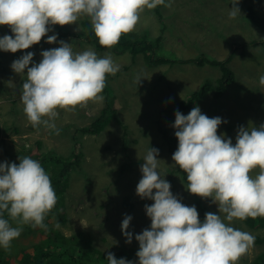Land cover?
<instances>
[{
  "label": "rangeland",
  "instance_id": "rangeland-1",
  "mask_svg": "<svg viewBox=\"0 0 264 264\" xmlns=\"http://www.w3.org/2000/svg\"><path fill=\"white\" fill-rule=\"evenodd\" d=\"M247 4L240 2L237 7L240 8L241 16L229 19V11L233 7L231 0H174L171 8L160 6L158 9L146 10L137 30L132 32L143 34L148 40L161 37L158 54L178 56L180 59L203 52L224 58L232 47L227 43L229 41L234 43L235 40H256L259 43L246 49L248 53L245 55L240 54V50L234 54L231 66L236 71L237 83L233 84L226 95L216 98L209 92L195 105L209 118L220 117L222 121H227L219 126L218 134H225L226 138H231L233 144L240 126L259 128L264 124V85L259 83V77L264 75V32L242 18L247 15L249 6L264 15V0H248ZM217 13L220 19L213 17ZM85 18L88 17H81L78 24L60 26L71 30L72 34L61 35L50 31L48 35H57L55 43H47L45 36L39 44L27 50L14 54L0 51V163L19 161L21 152H24L23 147L32 148L35 154L53 151L56 155L65 156H70L75 148L82 147L85 153L82 167L73 171L70 187L64 195L69 221L59 224L58 229L68 236L84 232L85 238L91 240L104 253L114 252L122 244L136 247L139 242L135 236L145 229L150 230L151 219L146 214L145 205L150 206L154 201L141 199L136 194V187L142 178L140 168L144 163L143 158L151 147L159 150L157 158L162 161L158 171L171 184L173 195L186 206H195L201 222L205 218L204 210L219 215L218 205L213 204L210 199H201L186 189L187 177L172 160L174 152L169 150L170 145L164 141L159 126L162 125L175 135L176 129L172 127L176 113L174 108L199 88L206 77L221 76V69L195 64L150 66L145 62L142 53L133 57L129 51L118 52L119 46L107 48L105 51L99 50L84 38L81 21ZM224 26L226 29L221 34ZM78 27L80 31L75 30ZM229 27H235V30H230ZM4 35H13L8 26H0V38ZM61 40L71 43L74 52L92 48L101 57L111 53L114 61L120 65V71L114 76L109 75L107 80L110 79L109 84L114 90V104L123 124L114 120L100 134H77L76 129L90 124L105 106L104 90V100L100 104L89 103L87 107H78L75 111L58 110L59 116L55 123L60 129L59 135L44 126L33 128L28 122L20 100L27 70L24 74H17L12 70L11 64L27 52L35 54L33 63H39L42 59L41 52L59 47ZM139 73H143L147 79H142L137 85L134 81ZM164 109H171L167 112L169 116ZM190 111L181 113L187 115ZM157 119H161V125L156 123ZM73 134H77L80 139L76 140L77 135ZM38 141L41 143L38 144ZM75 142L82 143V146L74 147ZM154 142L158 143V148L152 144ZM177 147L178 145L176 149ZM126 166L127 174L121 181V172ZM168 169L171 170L167 172ZM258 171L254 170L252 174L255 176ZM127 194H131L136 203L135 207L118 204L122 197L127 198ZM110 198L117 205L115 209L106 211L101 208L100 203L106 204L104 199ZM55 213L56 209H52L46 216L44 223L47 229H33L30 224L23 225L20 237L13 241V247L7 256L9 259L5 258L4 261L11 264H37L35 248L39 247L46 254V248L40 245L51 239L49 227L57 224ZM126 215L132 217L128 229L133 234L130 244L126 243L121 231ZM237 221L239 220L231 222V226L255 236L253 249L240 259L239 264H252L258 254L264 252V227L251 228L243 221H240L242 226L239 227ZM258 237L263 240L258 241ZM25 252L31 254L26 263Z\"/></svg>",
  "mask_w": 264,
  "mask_h": 264
},
{
  "label": "clouds",
  "instance_id": "clouds-1",
  "mask_svg": "<svg viewBox=\"0 0 264 264\" xmlns=\"http://www.w3.org/2000/svg\"><path fill=\"white\" fill-rule=\"evenodd\" d=\"M173 3L174 0H0V26H8L13 34L0 38V51L14 54L27 50L45 36L47 43H55L57 35H48L51 26L78 24L84 16L90 18L99 45L110 49L123 35L137 30L146 10L171 8ZM231 3L229 19L241 16L237 7L240 0ZM34 55L27 52L11 64L17 74L27 70L20 95L23 111L33 128L44 126L57 135L58 110L75 111L89 103H102L107 77L120 71L111 53L101 57L92 48L74 52L71 43L63 40L59 47L42 51L39 63H33ZM142 79L147 78L139 73L134 82L139 85ZM259 83L264 85V75L259 77ZM222 123L227 121L209 118L196 106L187 115L177 111L172 126L178 140L172 160L186 173V189L218 205L219 215L207 212L203 222L196 207L181 203L158 171L162 161L157 158L159 150L151 147L144 156L136 194L154 203L145 205L150 230L135 236L139 242L138 264H239L253 249L255 236L234 228L231 222L264 217V124L259 128L240 126L233 144L231 138L218 134ZM57 199L50 175L37 159L24 156L18 164L0 163V248L10 251L23 225L47 229L44 220ZM111 200L104 199L106 204L100 203L101 208L115 209L117 204ZM131 220L126 215L121 224L129 244L133 239L128 231ZM55 226L60 227L59 223ZM107 261L134 264L125 258L117 259L111 252Z\"/></svg>",
  "mask_w": 264,
  "mask_h": 264
},
{
  "label": "trees",
  "instance_id": "trees-1",
  "mask_svg": "<svg viewBox=\"0 0 264 264\" xmlns=\"http://www.w3.org/2000/svg\"><path fill=\"white\" fill-rule=\"evenodd\" d=\"M243 4H247L248 0H240ZM248 5V4H247ZM160 6H157V9ZM215 19H220L219 13L217 15H213ZM243 19L248 20L250 24L256 25L260 28V31L264 32V15L257 13L253 6H249L247 8V15L242 16ZM81 26L83 28L84 38L88 43L95 45L99 50L104 49L103 46H100L98 43V39L95 37L94 32L92 30L90 18H85L81 21ZM52 31L57 34L67 35L72 34L71 30L63 29L59 25L51 26ZM230 28V27H229ZM226 26H224L221 34L224 33ZM230 30H235L230 28ZM86 33V34H85ZM161 37H158L155 40L148 38L143 34L130 33L127 35H123L116 46H119L120 53L131 52L133 57L138 56L140 53L144 55L145 62L150 66H161V65H170L174 66L176 64H195L198 66H212L219 67L222 71V75L213 78L206 77L203 80L202 85L192 91L186 98L182 99L179 102V105L174 108V111L184 112L186 110H191L195 107L196 103L208 95L209 92H214V96L216 98H222L226 92L230 89L231 85L236 82V71L231 66V62L233 60L234 54L236 51L240 50L242 55L247 54L246 49L251 48L250 46L259 44L256 40L252 41H237L235 40V44L232 41L227 43L231 44V50L226 57L218 58L207 54L206 52L200 53L196 56H191L190 58H179L178 56H165L162 54H158L157 49L161 43ZM264 43V37L263 41ZM162 81V80H159ZM107 85V84H106ZM106 94L105 106L102 108L101 112L96 116V118L88 125L81 126L76 129L77 134L81 133V136L86 134H100L114 121L117 120L121 124L123 121L120 119L118 114V109L115 107L113 93L114 90L109 84L108 87L104 89ZM171 110V109H170ZM168 109H164V112L167 114ZM156 123L161 125V119H157ZM161 130L164 141L170 145L169 150L171 152L176 151V145H178V140L175 135L170 133V131L163 127L159 126ZM77 134H73L76 136ZM79 140L78 135L75 138ZM41 141H38V144ZM159 147L158 143H152ZM82 146V143L75 142L74 147ZM23 151L20 154V158L24 156H30L33 159H37L42 167L45 169L47 173H49L52 186L55 189L57 195V204L53 209H56V222L59 224H66L69 221V217L66 211L65 206V192L70 187V182L72 180V173L77 168L82 167V163L85 157V153L82 147L75 148L70 156L65 155H56L53 151H47L42 153L35 154L32 148L26 149L23 147ZM15 163H19V161H13ZM12 162V163H13ZM128 166L124 168L121 172V181L125 178L127 174ZM171 169H168L169 172ZM186 176V173H185ZM127 198H122V204L127 205L128 207H135L136 203L133 200L131 194L125 195ZM147 201V200H145ZM112 204L113 201L111 200ZM207 211L204 210V215ZM5 218H7V214H5ZM46 219V218H45ZM249 227L257 228L264 227V217H257L256 219L248 218L244 220ZM15 225V223H13ZM237 225L240 227L242 224L240 221H237ZM49 231L51 234L50 241H44L40 247H44L46 254L44 255L39 247H36L35 254L37 256L38 262L37 264H108L107 255L108 253H104L99 247L94 246L92 241L86 239V235L84 232H78L73 235H66L63 231L58 229L55 226H50ZM244 231V230H243ZM50 236V235H49ZM258 241H262L258 237ZM14 243L12 242V245ZM45 244V246H44ZM2 249V250H1ZM3 248H0V264H11L10 262H5L4 259L10 254V251L3 252ZM139 250V245L136 247L127 246L125 244L119 245L117 250L111 252L115 255L117 259L125 258L128 261H133L134 264H138V257L136 256V252ZM4 253V255H3ZM8 254V255H7ZM31 256L26 252V256ZM27 262V259H26ZM25 262V263H26ZM252 264H264V252L258 254Z\"/></svg>",
  "mask_w": 264,
  "mask_h": 264
},
{
  "label": "bare ground",
  "instance_id": "bare-ground-1",
  "mask_svg": "<svg viewBox=\"0 0 264 264\" xmlns=\"http://www.w3.org/2000/svg\"><path fill=\"white\" fill-rule=\"evenodd\" d=\"M86 34V33H85ZM75 35V34H74ZM149 41V40H148ZM107 48H104V50L103 51H105ZM110 83V79L108 78V80H107V82H106V84H109ZM107 87H108V85H106ZM214 93V92H213ZM117 100H118V98H117ZM116 100V101H117ZM115 101V100H114ZM118 104V103H117ZM85 113V112H84ZM91 114V113H90ZM118 114H119V111H118ZM86 115H87V113H86ZM121 119V118H120ZM122 120V119H121ZM24 146H25V144H24ZM175 175V174H174ZM14 225V224H13ZM33 229H35V228H33ZM25 233V232H24ZM37 233V232H36ZM17 240V239H16ZM20 240V239H19ZM43 240V239H42ZM20 242H21V240H20ZM39 242V241H38ZM22 243H24V242H22ZM29 243V242H28ZM35 243H37V242H35ZM20 245V244H19ZM33 246V245H32ZM44 246H45V244H44ZM13 247V246H12ZM17 247V246H16ZM24 247V246H23ZM25 247H27V246H25ZM21 248H22V246H21ZM27 249V248H26ZM26 249H25V251H26ZM29 249V248H28ZM27 249V250H28ZM36 249V248H35ZM2 250V249H1ZM20 250V249H19ZM30 250V249H29ZM6 251V250H5ZM3 252H4V250H3ZM13 252H15V251H13ZM25 255H26V252L24 253ZM3 255H4V253H3ZM8 255V254H7ZM13 255V254H12ZM16 255H18V254H16ZM15 255V256H16ZM22 256V255H21ZM13 257V256H12ZM27 257H29L28 255L25 257V261L24 262H26V259H27ZM8 258V257H7ZM15 258V257H14ZM21 258V257H20ZM9 259V258H8ZM21 262V261H20ZM23 264V263H22Z\"/></svg>",
  "mask_w": 264,
  "mask_h": 264
}]
</instances>
